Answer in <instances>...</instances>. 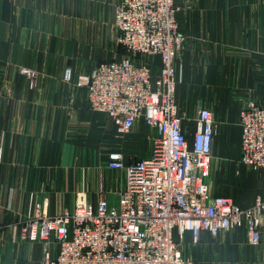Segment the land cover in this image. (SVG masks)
I'll use <instances>...</instances> for the list:
<instances>
[{"label":"crops","instance_id":"0c3cea01","mask_svg":"<svg viewBox=\"0 0 264 264\" xmlns=\"http://www.w3.org/2000/svg\"><path fill=\"white\" fill-rule=\"evenodd\" d=\"M123 1L0 0V264H42V245L20 237L37 210L57 216L81 197L116 204L126 172L108 169V155L123 153L127 165L143 159L135 147L126 155L122 142L144 135L150 155L156 133L144 120L118 137L114 122L93 111L87 88L77 85L98 64L123 55L115 27ZM175 6L186 37L176 62L185 135L192 143L199 110H211L214 165L224 160L240 181L260 186L264 170L241 162L240 115L249 94L264 107V0H175ZM22 68L36 72L33 84ZM67 68L71 83L64 80ZM263 193L259 187L248 197L214 195L246 209ZM51 252H59L55 241ZM183 255L193 264H264V231L259 246L249 244L245 229L215 238L202 232L198 243L187 232Z\"/></svg>","mask_w":264,"mask_h":264},{"label":"built area","instance_id":"2783aa9c","mask_svg":"<svg viewBox=\"0 0 264 264\" xmlns=\"http://www.w3.org/2000/svg\"><path fill=\"white\" fill-rule=\"evenodd\" d=\"M175 0H125L116 7L115 27L123 55L95 66L78 78L90 108L111 119L118 137L144 120L155 131L150 155L127 165L124 154L111 152L107 168L125 171L117 203L96 204L81 197L72 210L49 216L40 209L27 220L20 237L42 245V264H193L183 255L184 237L194 243L202 232L217 237L245 229L259 246L264 231V193L242 209L232 198L212 193L208 179L217 132L214 115L202 108L190 143L177 105L176 62L186 48L179 32ZM160 59L153 75L152 60ZM21 74L33 84L37 75ZM64 80L74 81L71 68ZM241 162L264 170V107L249 100L241 115ZM52 241L59 246L54 257Z\"/></svg>","mask_w":264,"mask_h":264},{"label":"rangeland","instance_id":"374dc122","mask_svg":"<svg viewBox=\"0 0 264 264\" xmlns=\"http://www.w3.org/2000/svg\"><path fill=\"white\" fill-rule=\"evenodd\" d=\"M235 95L236 94H234V96ZM253 96L254 94H249L248 96L244 97V100L246 102H248L249 100L257 101L256 99L252 98ZM257 102L259 103V101ZM128 140L122 142L121 144L122 145L121 149L122 151H124V153L125 151L127 152L130 147H135V149L138 148L137 150H138L139 157L141 158L146 157V155L149 152L150 145L147 142L144 135L138 136V138L135 139L131 145H129ZM129 153H130V150L128 151V153H126V155H128ZM214 160H218L217 157L215 156L213 157L210 177L208 180L210 189L213 194H219L222 191V192L232 193L236 195L237 197H244V196L248 197V196H251L256 191H258L259 187L261 188L264 187V182L262 180H260L262 182L260 186L258 185V183L253 184L249 182L248 184H246L247 181H245V179H241L243 181H240L239 180L240 178L238 179V177L236 176V173H234L231 170L230 165H227L225 167L224 164H221L223 163L224 160H220V164L218 166L214 165Z\"/></svg>","mask_w":264,"mask_h":264},{"label":"trees","instance_id":"16d2710c","mask_svg":"<svg viewBox=\"0 0 264 264\" xmlns=\"http://www.w3.org/2000/svg\"><path fill=\"white\" fill-rule=\"evenodd\" d=\"M155 59L152 60V62H153L152 67H153V75L154 76H156L158 74V72H157L158 71L157 70L158 69V63H157V61H155ZM160 65H161V63H160V59H159V69H160Z\"/></svg>","mask_w":264,"mask_h":264},{"label":"water","instance_id":"95a60500","mask_svg":"<svg viewBox=\"0 0 264 264\" xmlns=\"http://www.w3.org/2000/svg\"><path fill=\"white\" fill-rule=\"evenodd\" d=\"M142 159H138L137 161H141Z\"/></svg>","mask_w":264,"mask_h":264}]
</instances>
